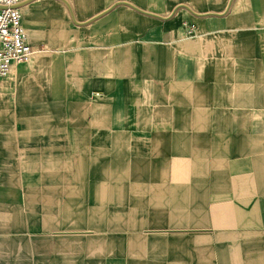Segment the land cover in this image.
Masks as SVG:
<instances>
[{
	"label": "crops",
	"instance_id": "obj_1",
	"mask_svg": "<svg viewBox=\"0 0 264 264\" xmlns=\"http://www.w3.org/2000/svg\"><path fill=\"white\" fill-rule=\"evenodd\" d=\"M19 8L0 264H264V0Z\"/></svg>",
	"mask_w": 264,
	"mask_h": 264
},
{
	"label": "built area",
	"instance_id": "obj_2",
	"mask_svg": "<svg viewBox=\"0 0 264 264\" xmlns=\"http://www.w3.org/2000/svg\"><path fill=\"white\" fill-rule=\"evenodd\" d=\"M26 1L0 0V79L8 77L14 65L28 64L37 54L28 43L22 23L19 7ZM188 35H195L194 27H189Z\"/></svg>",
	"mask_w": 264,
	"mask_h": 264
}]
</instances>
